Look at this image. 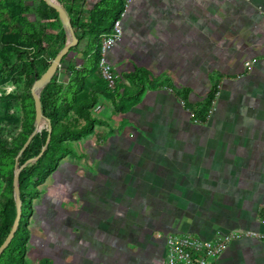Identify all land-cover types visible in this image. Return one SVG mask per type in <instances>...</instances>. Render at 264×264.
<instances>
[{
  "label": "crops",
  "instance_id": "0c3cea01",
  "mask_svg": "<svg viewBox=\"0 0 264 264\" xmlns=\"http://www.w3.org/2000/svg\"><path fill=\"white\" fill-rule=\"evenodd\" d=\"M125 9L107 53L125 78L114 120L125 128L91 152L103 178L90 171L75 186L79 230L49 233L60 247L54 264H161L168 233L264 231V0H133ZM214 88L216 109L195 122L191 109ZM217 263L264 264V240H234Z\"/></svg>",
  "mask_w": 264,
  "mask_h": 264
},
{
  "label": "rangeland",
  "instance_id": "374dc122",
  "mask_svg": "<svg viewBox=\"0 0 264 264\" xmlns=\"http://www.w3.org/2000/svg\"><path fill=\"white\" fill-rule=\"evenodd\" d=\"M58 1L66 8L76 34L82 39L66 58L65 64H70L72 69L64 70V64L61 65L49 82L51 86L45 88L48 83L40 90L41 98L46 100L45 118L29 146L16 160L22 142L36 128L31 93L33 82L50 65L68 41L69 34L59 15L45 0H0V239L3 238L1 223L4 213L12 216L14 211L16 216V203H11L12 199L15 200L12 183L15 170L45 146L47 119L51 121L52 130L82 126L85 121L79 108L91 98L90 91L94 90L96 103L89 107V111L105 123H96L92 133L78 140L65 139L62 146H55L49 154L58 163L54 173H39L36 169L28 173L26 168L33 163L21 170L20 193L23 192L30 206H26L22 232L17 238L22 240L25 232L30 233L26 264H54L60 247L51 241L55 239H48L49 233L67 234H63V229H71L69 234L78 232L73 213L82 205V200L77 197L75 186H86L90 171L92 175L96 174L97 180L103 178L102 169L98 167L103 159L91 155V152L96 149L99 154L98 150L105 148L110 137L125 128V123H115L120 116L116 108L121 92L119 85L125 78L110 62L118 79L114 87L109 85L101 71L100 59L94 53L93 34L88 32L89 25L96 18L110 26L113 11L119 10L121 0ZM83 51L88 56L81 61ZM21 174H24L22 188ZM50 211L63 219L54 221ZM67 254L71 255L70 252ZM6 255L0 257V264H4Z\"/></svg>",
  "mask_w": 264,
  "mask_h": 264
},
{
  "label": "built area",
  "instance_id": "2783aa9c",
  "mask_svg": "<svg viewBox=\"0 0 264 264\" xmlns=\"http://www.w3.org/2000/svg\"><path fill=\"white\" fill-rule=\"evenodd\" d=\"M132 1L125 0L123 12L120 17L114 20L111 32L100 34L98 38L101 71L111 87H114L118 75L113 71L107 53L123 35L122 17L126 11L125 8ZM220 95V89L216 88L204 116L201 112L202 105L192 108L191 117L193 120L201 123L204 119L209 118L217 107ZM181 104H186L184 99H181ZM258 221L261 225H264V208L261 210ZM242 238L264 240V231L250 227L235 228L211 239H205L190 232L168 233L165 236L164 254L160 262L161 264H218L221 254L229 244Z\"/></svg>",
  "mask_w": 264,
  "mask_h": 264
},
{
  "label": "trees",
  "instance_id": "16d2710c",
  "mask_svg": "<svg viewBox=\"0 0 264 264\" xmlns=\"http://www.w3.org/2000/svg\"><path fill=\"white\" fill-rule=\"evenodd\" d=\"M124 4H125V0H121V6L119 7V10L113 11V20H112L110 26L104 25L100 18H96V20L93 19L91 24L89 25L90 28L88 29V32H91L93 34V37L95 40L94 41V47L96 46V48L94 49V53L96 54L98 60L100 59V48H99V41H98L99 35L103 34V33L111 32L114 20L116 18L120 17L121 13L123 12V7L125 6ZM56 14H58L57 11H56ZM85 31H87V30H85ZM78 37H79V42H80L82 38L80 36H78ZM73 49H74V47H72L69 50V52L62 58L61 65L64 64V70L72 69V66L70 64H68V63L65 64V63H66L67 56L72 52ZM87 56H88L87 52L83 51L81 61H84ZM139 71H143V70L142 69H136V71H134V73H137ZM50 86H51V84L49 83L45 88L50 87ZM215 89L216 88H214V90L208 96L207 101L202 105L201 112H202L203 116L205 114L206 109L208 108V106L210 104V101H211V98L214 94ZM141 91H142V89L140 90V92ZM90 95H91V98L89 100L83 102V104L79 108V113L83 117L85 123L78 128L64 127V128L58 129V130L53 129L51 132V140H50L46 150L44 151L43 155L36 162H34L30 167L26 168L28 173H31L35 169L39 170L40 171L39 173H44V174L54 173L57 169L58 163L55 162L54 156L49 155V154L54 150L55 146H57L58 148L60 146H62V141L65 139L78 140V139L82 138L83 136L88 135L89 133H92L96 123H99V124L105 123L103 120H100V119L94 117L90 113L89 107L95 105V103H96L95 91L91 90ZM41 100H42V107L45 109L46 100L44 98H41ZM118 107H119V105L117 104L116 108H118ZM27 139L28 138H26L22 142V146L26 142ZM22 146L18 149V151H20ZM23 177H24V174L23 175L21 174V184H20L21 188H22V185L24 182ZM20 196L22 198V209H23L22 218L20 221L19 228H18L13 240L11 241L9 246L4 250V252L0 256V257H3L7 253L6 257H4V259H5L4 264H26L27 263L26 257H27L28 239L30 237L29 236L30 233L25 232V234H23L22 240H19L17 237L22 232L21 228L23 226L22 223L24 221L23 215L25 214L26 206H30V202L26 199L25 196H23V192L20 194ZM14 201L15 200L12 199L11 203L14 204ZM14 216H15L14 211L12 212V216L8 212L4 213V217L2 218V223H1L2 230H3V238L0 239V245L4 241V239L6 238L7 234L9 233V231L12 227V224L14 222Z\"/></svg>",
  "mask_w": 264,
  "mask_h": 264
},
{
  "label": "water",
  "instance_id": "95a60500",
  "mask_svg": "<svg viewBox=\"0 0 264 264\" xmlns=\"http://www.w3.org/2000/svg\"><path fill=\"white\" fill-rule=\"evenodd\" d=\"M47 4H49L50 7L54 8L61 19V22L63 26L65 27L67 33L69 34V39L65 43V45L61 48V50L56 54L55 58L52 60L50 65L48 66L47 69H45V72L38 78H36L33 82L32 88H31V93L34 99V106H35V119H36V128L34 131H32L31 136L26 140V142L23 144L22 148L20 149L16 160L19 159V157L23 154V152L26 150V148L29 146L32 137L37 134L36 132L39 130L41 126V121L45 118L44 113H43V107H42V100L40 96V90L47 85L54 74L56 73L57 69L60 68L61 66V61L62 58L69 52V50L72 47H75L79 43V37L75 32V29L73 27V24L71 22V18L69 16V13L67 12L66 8L63 7V5L58 1V0H45ZM48 121V136L46 139L45 146L41 149V151L34 157H31L27 160L24 161V163L19 167L16 168L15 170V175L13 179V188H14V196H15V203H16V216L14 219V222L12 224V227L7 234L6 238L0 245V256L4 252V250L9 246L11 241L13 240L19 225L20 221L22 218V198L20 196V186H19V178H20V173L21 170L30 163L36 162L44 153L46 150L50 140H51V132H52V124L50 119H47Z\"/></svg>",
  "mask_w": 264,
  "mask_h": 264
}]
</instances>
